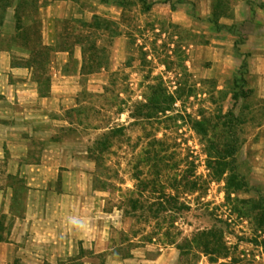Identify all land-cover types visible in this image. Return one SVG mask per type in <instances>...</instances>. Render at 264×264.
I'll list each match as a JSON object with an SVG mask.
<instances>
[{"label": "rangeland", "instance_id": "rangeland-1", "mask_svg": "<svg viewBox=\"0 0 264 264\" xmlns=\"http://www.w3.org/2000/svg\"><path fill=\"white\" fill-rule=\"evenodd\" d=\"M251 12L0 0V264H264V24ZM232 133L250 190L228 195Z\"/></svg>", "mask_w": 264, "mask_h": 264}, {"label": "trees", "instance_id": "trees-1", "mask_svg": "<svg viewBox=\"0 0 264 264\" xmlns=\"http://www.w3.org/2000/svg\"><path fill=\"white\" fill-rule=\"evenodd\" d=\"M147 10H150V7H147ZM244 83V81H243ZM251 91H248L247 93H234L233 95V100L237 101L239 98H246L250 94ZM164 109H161L160 112H164ZM233 116V115H232ZM229 152L227 153V156L224 158L225 160H229V176L227 178V190H228V195L230 192H243L247 193L250 190V187L248 185V182L245 180L244 177H242L236 167V159H235V152H236V142H235V136L234 133H232V139H231V144L228 146ZM174 200V199H173ZM258 205L256 206V211H257V217L258 220H260V223L264 225V196L259 194V200H258ZM138 202H133L134 205H136ZM13 208H11L12 211ZM211 235L212 238H217L215 234L213 233H208ZM207 234V235H208ZM214 235V236H213ZM214 244H216L214 242ZM262 247L264 248V241L261 243ZM221 249L223 247H220ZM218 256H223L226 258L227 256L223 254L221 251L218 253Z\"/></svg>", "mask_w": 264, "mask_h": 264}, {"label": "crops", "instance_id": "crops-1", "mask_svg": "<svg viewBox=\"0 0 264 264\" xmlns=\"http://www.w3.org/2000/svg\"><path fill=\"white\" fill-rule=\"evenodd\" d=\"M240 1L242 2V4H246L248 6L249 14L252 13L251 12L252 10L255 12V20L257 22H261L262 24H264V19L260 17L261 15L264 16V0H240ZM245 19H246V16H244V18L242 19L240 18L238 9L234 10V14L232 18V21L234 23H236L237 21L242 22ZM0 58L4 59L5 57H0Z\"/></svg>", "mask_w": 264, "mask_h": 264}, {"label": "clouds", "instance_id": "clouds-1", "mask_svg": "<svg viewBox=\"0 0 264 264\" xmlns=\"http://www.w3.org/2000/svg\"><path fill=\"white\" fill-rule=\"evenodd\" d=\"M67 222L74 231H78V232L86 231L87 225L80 216H70Z\"/></svg>", "mask_w": 264, "mask_h": 264}]
</instances>
